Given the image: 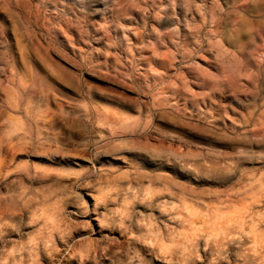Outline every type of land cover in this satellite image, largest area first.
Returning a JSON list of instances; mask_svg holds the SVG:
<instances>
[{
    "label": "rangeland",
    "instance_id": "1",
    "mask_svg": "<svg viewBox=\"0 0 264 264\" xmlns=\"http://www.w3.org/2000/svg\"><path fill=\"white\" fill-rule=\"evenodd\" d=\"M0 264H264V0H0Z\"/></svg>",
    "mask_w": 264,
    "mask_h": 264
},
{
    "label": "bare ground",
    "instance_id": "2",
    "mask_svg": "<svg viewBox=\"0 0 264 264\" xmlns=\"http://www.w3.org/2000/svg\"><path fill=\"white\" fill-rule=\"evenodd\" d=\"M257 203H258V200H257L256 198H254L253 201L251 202V207H252L251 209H252V211L257 210V208H258ZM94 207H95V206H94ZM85 211H86V213H88V209H87V208L85 209ZM90 213H91L90 215H87V216H86L87 219H89V220H90V217L94 215L95 210H94V209H91ZM96 217H97V216H96ZM97 219H98V217H97ZM97 219H96V220H97ZM89 220H88V221H89ZM98 220H99V219H98ZM98 222H99V221H98ZM87 224H88V223H87ZM87 224H86V225H87ZM87 226H89V225H87ZM59 227H60V226H59ZM84 227H85V225H84ZM86 228H87V227H86ZM57 229H59V228H57ZM52 243H53V242H52ZM45 244H46V243H45ZM45 249H46V248H45Z\"/></svg>",
    "mask_w": 264,
    "mask_h": 264
}]
</instances>
